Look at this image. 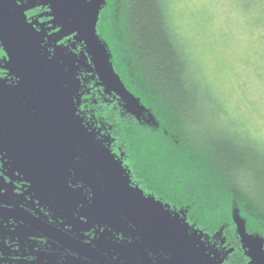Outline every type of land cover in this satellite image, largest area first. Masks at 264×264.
<instances>
[{"label": "trees", "instance_id": "16d2710c", "mask_svg": "<svg viewBox=\"0 0 264 264\" xmlns=\"http://www.w3.org/2000/svg\"><path fill=\"white\" fill-rule=\"evenodd\" d=\"M97 35L142 108L129 111L89 64L76 68L75 114L122 162L133 187L183 216L215 257L249 264L239 229L264 242V141L238 130L244 125L179 31L171 0H106ZM7 60L0 43V72ZM240 167L255 177L247 193L229 179Z\"/></svg>", "mask_w": 264, "mask_h": 264}, {"label": "water", "instance_id": "95a60500", "mask_svg": "<svg viewBox=\"0 0 264 264\" xmlns=\"http://www.w3.org/2000/svg\"><path fill=\"white\" fill-rule=\"evenodd\" d=\"M39 1L51 6V15L62 28L60 35L76 33L75 37L84 43L100 85L123 100L129 111L141 110L138 99L125 88L111 63L106 46L97 35L99 17L106 0ZM5 6L4 2L0 4V43L11 61L3 68L9 76L16 78L13 84H20L27 98L9 85L0 84V129L4 131L7 128L14 133L25 149L22 154L15 155L22 169L47 195L64 198L70 193L66 185L68 168L78 152L86 163L87 172L92 174L96 184L93 187L103 192L129 224L141 230L147 244L173 253L175 263L186 258L203 263L202 255L189 253L188 233L192 228L186 219L133 187L122 162L76 117L70 91L75 86L76 62L79 66L82 62L69 55L64 58L62 49L56 50L54 62L44 60L46 56L41 57L37 37L31 27ZM61 57L73 66L71 83L68 82L70 70L67 66L62 67L65 64ZM36 110L43 115V123L32 117L31 113ZM7 116L15 121L8 122ZM63 138L71 140L76 148H71ZM12 213L18 214L0 209V215ZM239 231L249 264H264L263 240L247 235L242 224ZM196 233L193 231L192 236ZM91 253L98 254L95 249H91Z\"/></svg>", "mask_w": 264, "mask_h": 264}, {"label": "flooded vegetation", "instance_id": "af4514ba", "mask_svg": "<svg viewBox=\"0 0 264 264\" xmlns=\"http://www.w3.org/2000/svg\"><path fill=\"white\" fill-rule=\"evenodd\" d=\"M3 2L8 11L31 27L37 37L41 57L46 56L44 60L54 62L56 50L62 49L65 55L80 60L81 66L89 68L91 60L84 43L75 37L76 33L60 35L62 28L51 15L50 5L39 0H0V4ZM39 11H42L41 14L32 15ZM0 73L1 78L8 82H16V78L9 76L7 70ZM83 75L81 72L80 78ZM86 76L89 74L86 73ZM31 115L42 122L43 115L39 111ZM75 115L79 116L77 112ZM7 119L11 123L15 121L10 116ZM86 128L91 133L92 130L88 126ZM63 140L71 148H76L71 140ZM24 151L14 133L7 128L4 131L0 129V166L3 168L0 182L7 185L0 190V209L18 212L0 215V264L230 263L217 257L216 263L212 253L199 239V234L192 236L193 229L188 233L189 253L202 255L203 263L187 258L175 263L173 253L147 244L141 230L129 224L103 192L95 188L92 174L87 172L86 163L78 152L77 157H73L66 178L70 193L64 198H52L15 158ZM91 249L98 254L91 253Z\"/></svg>", "mask_w": 264, "mask_h": 264}, {"label": "rangeland", "instance_id": "374dc122", "mask_svg": "<svg viewBox=\"0 0 264 264\" xmlns=\"http://www.w3.org/2000/svg\"><path fill=\"white\" fill-rule=\"evenodd\" d=\"M171 7L203 72L229 114L244 125L238 130L247 127L264 141V0H171ZM71 78L70 71L69 83ZM0 84L27 98L20 84Z\"/></svg>", "mask_w": 264, "mask_h": 264}, {"label": "clouds", "instance_id": "9594fccd", "mask_svg": "<svg viewBox=\"0 0 264 264\" xmlns=\"http://www.w3.org/2000/svg\"><path fill=\"white\" fill-rule=\"evenodd\" d=\"M229 179L233 186L241 193H247L255 182L254 174L244 167L235 169Z\"/></svg>", "mask_w": 264, "mask_h": 264}, {"label": "snow or ice", "instance_id": "6c2138e0", "mask_svg": "<svg viewBox=\"0 0 264 264\" xmlns=\"http://www.w3.org/2000/svg\"><path fill=\"white\" fill-rule=\"evenodd\" d=\"M261 164L264 166V158L261 159Z\"/></svg>", "mask_w": 264, "mask_h": 264}]
</instances>
